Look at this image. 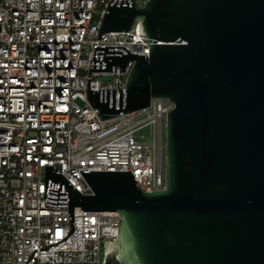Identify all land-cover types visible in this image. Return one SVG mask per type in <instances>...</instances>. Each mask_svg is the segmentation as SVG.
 <instances>
[{"label":"water","instance_id":"95a60500","mask_svg":"<svg viewBox=\"0 0 264 264\" xmlns=\"http://www.w3.org/2000/svg\"><path fill=\"white\" fill-rule=\"evenodd\" d=\"M139 14L149 54L96 44L87 98L109 118L167 96L165 186L128 170L79 169L82 194L44 164L45 207L118 210L102 264H264V0H109L97 32ZM123 88H89L90 71H123Z\"/></svg>","mask_w":264,"mask_h":264},{"label":"built area","instance_id":"2783aa9c","mask_svg":"<svg viewBox=\"0 0 264 264\" xmlns=\"http://www.w3.org/2000/svg\"><path fill=\"white\" fill-rule=\"evenodd\" d=\"M108 2L0 0V264H102L106 239L119 233L118 210L45 207L44 164L60 167L82 194L92 189L79 169H130L144 191L165 186L173 100L152 96L144 107L100 118L86 96L96 44L149 54L139 14L128 30L97 37ZM133 63L90 71L89 88L125 87Z\"/></svg>","mask_w":264,"mask_h":264},{"label":"rangeland","instance_id":"374dc122","mask_svg":"<svg viewBox=\"0 0 264 264\" xmlns=\"http://www.w3.org/2000/svg\"><path fill=\"white\" fill-rule=\"evenodd\" d=\"M78 101H80V100L78 99ZM116 121H117V119H110V120L107 121V123L108 124H112V123H114ZM143 132L149 137L151 135V128H150V126L149 125L145 126L143 128ZM163 140H164V133H163ZM163 152H164V148H163ZM102 252H103V250H102Z\"/></svg>","mask_w":264,"mask_h":264}]
</instances>
